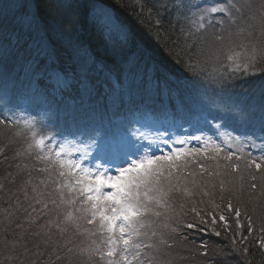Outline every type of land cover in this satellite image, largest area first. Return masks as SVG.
Masks as SVG:
<instances>
[{
    "label": "snow or ice",
    "instance_id": "1",
    "mask_svg": "<svg viewBox=\"0 0 264 264\" xmlns=\"http://www.w3.org/2000/svg\"><path fill=\"white\" fill-rule=\"evenodd\" d=\"M172 8L178 14H183L182 10L196 9L192 12L191 22L196 33L206 29V18L208 25L214 28L219 25L221 31L213 35L221 46L227 37L228 46L224 56L230 62L232 73L255 75L258 71L264 72V68L256 67L264 61V0H216L212 4H190L186 0H173ZM81 9L92 28L103 38L110 60L92 53L79 39L77 32L82 23ZM156 24L161 25L162 20L158 18ZM180 31L183 34L185 30L181 28ZM188 36L193 43L188 44L186 39L187 49L181 48L175 53L169 50L167 55H175L177 63L181 62L179 57L182 55L188 56L186 67L192 75H197L200 61L197 59L193 62V56L213 58L216 53L205 49L203 35L196 36L189 30ZM154 39H164L159 30ZM100 77H103L114 101L119 99V107H122L123 98H131L134 92L142 94L167 88L171 74L161 70V66L137 43L130 27L105 4H81L79 0L72 3L68 0H11V3L0 6V88L5 97L15 96L17 89L33 100L47 104L56 103L73 94L81 98L91 97L93 93L99 94L101 90L97 84ZM119 107L111 115L101 112L98 122L83 130L77 128L76 131L67 133L73 137L86 135L96 144L106 158V164H96L94 167L85 164L93 144L67 139L56 142L55 135H38L34 118L13 120L11 116L5 115L10 109L0 110V116L3 117L0 118V125L15 127L22 123L31 132L32 142L28 149L38 150L36 159L45 163V167L39 171L48 173L50 178L54 176L52 183L56 196L50 199V203L56 207L67 205L80 213L77 216L73 211H68L64 215L63 223L74 225L79 232V221H83L92 226L85 231L92 237L98 236L100 241L97 243L93 239L92 245L77 251L69 246L71 241L60 245L49 233H44L43 236L41 232L32 233V246L37 250V258L45 254L49 256L43 264H74L78 256L84 255L90 264H95L94 257H98L103 264H153L155 257L147 261L145 259L148 256L146 249L167 257L164 264H180L185 259L184 245L190 238L187 230L196 229L201 233L210 232L217 237L221 236V232L215 227H200L208 225L209 221L195 206L191 211L195 213L196 221L184 223L181 220V214L187 215L183 212L184 205L181 204V211L177 212L168 200L170 193L181 191L179 182L187 179L184 172L190 164H195L199 172L190 171L189 176H203L207 173L208 176L215 175L219 178L220 172L209 171L199 161L215 160L222 148L219 145L209 146V142L205 141L203 148L172 149L171 152L161 155L149 153L142 144L147 139L143 133L138 129L128 130L122 120L116 122ZM222 112V115L212 116L211 119L226 122L239 120L250 124L253 126L252 135L255 134V125L258 123V130L264 133V94L258 109L253 107L245 110L226 105ZM201 118L210 123L207 115L201 114ZM133 122L140 121H128L129 124ZM97 133L100 135L97 136ZM16 134L20 135V132ZM192 139L200 140L201 137L194 136ZM228 139H232L230 135ZM235 140L239 142L240 137H235ZM176 142L185 143L184 140ZM164 143L168 141L165 140ZM251 146L256 147L254 141H251ZM6 147H0V163L8 161ZM260 150L259 157H253L251 153L245 155L240 150V155L227 152L223 159L231 162L224 166L231 173L241 171L240 163L233 161L234 156L236 161L244 162L245 169H254L256 173H260L259 177L250 173V179L261 181L259 189L261 195H264V144L260 146ZM209 151L215 155H206ZM16 155L19 156L20 153ZM100 158L102 157H96ZM8 166L11 167V164ZM17 167L19 168L18 165ZM11 176L12 173L6 171L4 179L8 180ZM238 178L243 188V175ZM27 183H31V180ZM41 184H45V181L42 180ZM193 184L196 185L195 180ZM4 187V184H0V189ZM249 188L255 191L258 185L250 183ZM220 189L225 191L223 179L220 180ZM32 191L36 192V188L33 187ZM183 193L189 197L193 195L188 188H184ZM37 195L43 196L44 193ZM48 195L52 197V193ZM203 195L209 193L204 191ZM25 197L27 198L26 191ZM221 199L224 197L221 196ZM36 203H42L43 209L48 208V203L40 199H36ZM227 210L234 215L237 234H240V230L245 228L240 220V208H234L229 201ZM33 211L36 209L33 208ZM150 216L163 217L160 221L163 231H160L159 236L155 230L150 233L145 230L151 226L148 221ZM246 219L247 231L251 234V217ZM218 220L227 231L229 223L225 215H219ZM216 224L217 217L212 216L211 225ZM56 226L61 234L67 231L66 227L61 228L59 224ZM17 227L23 228V225L18 224ZM259 231L264 232V225H261ZM7 233L8 229L5 228L3 238L0 239V244L7 252L4 261L7 264H16L19 257L26 255L31 249L24 238L26 233L19 234V237L13 233L12 240L7 238ZM157 237L155 243L146 242ZM243 239L246 240L247 237ZM42 244L45 246L44 251H41ZM231 244L234 251L242 252L247 257L248 248L241 250L237 247L235 237ZM18 248L21 250L18 251ZM260 248L264 250V237L260 240ZM199 249L200 256L207 260V242L202 241ZM19 264H23V261H19ZM29 264H36V261H29Z\"/></svg>",
    "mask_w": 264,
    "mask_h": 264
},
{
    "label": "trees",
    "instance_id": "2",
    "mask_svg": "<svg viewBox=\"0 0 264 264\" xmlns=\"http://www.w3.org/2000/svg\"><path fill=\"white\" fill-rule=\"evenodd\" d=\"M68 2L72 3L75 2V0H68ZM79 2L81 4L89 2L109 6L115 14L130 27L137 43L161 66V70L167 74H171L169 86L167 88H162L158 92L155 90L143 92L142 94L134 92L131 98L125 96L123 98L122 107H119V102L117 105L108 106V102L114 99V97L108 89L107 84L103 81V77H100L97 81V84L101 89L99 94L93 93L91 97L85 96L81 98L73 94L72 96L64 97L63 100L56 103L47 104L33 100L19 89H17L16 95L11 97H19L27 104L36 108L38 110L37 115L41 112L52 115L51 119L49 118L48 120H45V122H40L41 120L37 118L38 116H35L36 118L34 117V119L37 122L35 130L38 135H55L56 142H61L62 138H74L73 136L67 135V133L74 132L77 128L83 130L86 126L98 122V117L101 112H106L108 115H111L113 112L117 111L118 107L119 115L116 117V122L122 120L128 130H132L134 126L138 124L135 122L129 124L128 121L130 120H139L142 122L150 117H156V120H158V116L162 117L159 119H169L173 121L174 125L177 127V124H182L186 119V115L184 116L186 113H184L185 111L182 109L187 108L186 112H192L193 119L195 117V119L199 120L198 123L200 126L204 125V134L208 135L209 146L219 145L222 148L220 155L217 156L215 160L200 159L199 161L200 163H203L209 171L220 172L221 176L217 178L215 175L208 176L207 173L203 176H189L188 172L190 171L199 172V169L195 164H190L184 172V176H186L187 179H181L180 181L183 182L181 186H184V182L188 184L193 195L187 198L182 191L179 192V195H176L173 191L170 193L171 198H169V200H174L176 202L178 212L181 211L180 205H184L183 212L187 213V215L181 214V220L184 223L196 221L195 213L191 211L193 207V205H191V200L196 202L197 206L195 207L197 210H200L201 214L209 221L208 225H200V227H215L221 232V236L217 237L210 232L201 233L196 229L187 230L190 233V238L189 242L184 245L185 251L183 252V256L185 259L180 261V264H249V262L250 264H264V250L260 248V240L264 237V232L259 231L261 225H264V195H261L259 189L261 181L259 179L256 181L250 179V173L257 175L258 177L260 173H256L254 169H245L244 162L236 161L235 156L233 157V161L240 163L241 171L240 173H231L230 170L224 167L231 162L223 159V156L227 152H236V155H240V150H242L245 155L251 153L253 157H259L261 155L260 146L262 145V140H259V136L264 137V133L260 132L258 133V136L255 128V134L252 135L253 126L251 125L248 127L246 123L239 120L226 122L225 120L211 119L212 116L223 114L222 109L226 106L227 101L231 102L230 106L233 107H239L245 110L251 108L253 102H250V100H248L249 98L245 99L246 97L244 96H246V93L249 94L248 96L250 98L260 96V98L254 102L257 104L256 106L258 108L261 96L264 94V72L258 71L255 75L232 73L230 62H227L224 56L226 48H223L224 46H221L220 42L216 41L213 35L214 33H219L221 29L219 25L215 28L208 25L207 18L205 19L206 21H204L206 30L209 29L207 25L214 28V30L210 36L206 35L208 32H206V30L203 33L205 49L216 53V55L213 58L207 56H193V62L197 59L200 61L198 74L192 75L186 67V64L189 62L188 56L182 55L179 57L181 61L179 63L176 62L177 57H175V55L169 57L167 55L169 50L175 53L181 48L187 49V44L185 43L186 39L188 44L193 43L192 39L188 36L189 30L195 33L196 36L202 35L201 33L195 32L191 23L193 19L192 12L196 11V9H192V11L182 10L183 14H178L172 8L173 0H79ZM186 2L190 4H205L199 0H186ZM157 11H159V16H157ZM81 16L82 23L77 32L79 39L85 46L90 48L92 53L102 59L110 60V55L106 50L103 38L92 28L91 23L84 16L83 9H81ZM185 16L188 18L185 19ZM158 18L162 20L161 25L156 24ZM217 18H219V15ZM181 28L185 30L183 34L180 31ZM157 30H159L164 37L163 40L158 41L154 39ZM256 67L257 69L264 68V61L258 63ZM0 90L2 89L0 88ZM241 92H244V96L242 97L240 96ZM145 94L146 97H144ZM228 94L233 98H230ZM192 105H195V108H193ZM138 109L139 111H137ZM0 110L5 109L0 105ZM8 113L9 112L6 111L5 115L11 116V114ZM55 113H57V115H54ZM201 114L207 115L210 123L203 122ZM11 117L13 120L21 119L15 115H12ZM0 118L3 117L0 116ZM218 124L220 125L219 129L221 130L224 128L232 139H224L222 135H219L214 127ZM183 127L185 129V126ZM9 132L12 133V136H10ZM14 132H20V138L18 136L14 138ZM61 133H64V135H61ZM96 135L99 136L100 134L97 133ZM29 137L31 138V132L28 129H25L22 123L15 127H5L4 125H0V147L7 146L5 154L8 157V161L0 163V181L5 184V187L8 188V186H12L14 188L18 184L19 179H22L25 174L31 175L36 171L37 176L41 174V177L44 178L42 180L51 183V198H53V196H56L54 184L52 183L54 176L50 178L48 173L39 171L40 168L45 167V163L36 159L38 150L28 149L29 143L32 142H30ZM83 137H86L87 141L90 140L86 135L82 136V138ZM235 137H240L239 142L235 140ZM14 140L16 141L14 142L15 146L18 148L16 150H19V153L21 154L20 158L18 157L17 159L14 155L15 151L12 150V148H9ZM251 141L255 142L256 147L251 146ZM229 143L231 144V147H229ZM185 145L186 144L184 143L181 146V149H184ZM12 146L14 147V145ZM204 146L205 142H202L200 145L187 144L186 148H203ZM206 155L213 156L215 153L209 151ZM9 164H11V167L8 166ZM213 164H219V166L216 167L213 166ZM6 171L12 173V176L8 177V180L13 181L12 183H9L8 180L4 179ZM225 173L228 174L225 175ZM240 175H243L244 177L243 188H241V181L238 178ZM221 179L225 181V191L223 192L220 189ZM193 180L196 181V185L193 184ZM250 183H257V190L254 191L250 189ZM8 190L12 191L9 188ZM204 191H207L209 195H203ZM221 196L224 197L223 200L221 199ZM0 199L2 201L5 200L3 198ZM229 201H231L234 208H240V220L241 223L245 225V228L240 230V234H237V225L235 223L234 215L227 210V203ZM57 203L59 204V200H57ZM168 203L172 204V202L169 201ZM78 206L79 205H77V207ZM37 207H43V204L39 203ZM71 209L74 210L75 215H80V213L75 212L74 208ZM48 213L50 212H46V214ZM66 213L67 210L65 205L56 207L51 204V218L55 219L56 225L59 224L61 228H67V231L61 234L60 229H57L58 227L54 226L53 229H51L50 234L53 240L59 241L60 245H63L66 241H71L69 246L74 247L77 251L79 250V245H75L77 242V236L85 238L89 245H92L93 239H95L97 243L100 242L98 236L92 237L89 232L85 231V229H91L92 226L87 225L83 221H79L81 225L79 232L74 225H65L63 223V218ZM209 213L211 215H209ZM221 214L225 215L226 220H228L229 227L227 231L224 229L223 223L218 220V217ZM212 216L217 217V224L215 226L211 225ZM248 216L251 217L253 225V231L251 234L248 233L246 227V217ZM14 217L16 219L12 220V227H7L8 237H10L9 235H13V233L18 236L22 232L21 228H19V231L17 230V225H22L25 217H21L20 215ZM152 219L151 216L148 218V221H150L152 226L145 230L149 233L155 230L159 236L160 231H163V229L160 228V221L163 217ZM1 222L2 221H0V223ZM36 223L37 224H34L31 228L29 227L30 229L27 228L29 230L24 229L23 231V233H26L24 238L28 241L27 246L31 249L26 255L19 257V261H23V264H29V261H36V264H43V262L47 261L49 258L48 254L39 256V258L35 255L37 250L32 246L34 239L32 233L38 232L41 225L39 221H36ZM169 223L172 222L169 221ZM172 226L174 227L175 224L173 223ZM1 229V233H4L5 228L1 227L0 230ZM69 231L73 234V238H71L72 234L70 235ZM245 236L247 237L246 240L243 239ZM233 237L236 239L237 247L241 250L244 247L248 248L247 257H245L242 252H236L233 250L231 244ZM157 239L158 237L153 238L152 241L146 242L155 243ZM202 241L207 242L208 245L207 260H204L200 256L199 245ZM241 241L243 242L241 243ZM44 249L45 246L42 244L41 251H44ZM145 251L148 253V256L145 257L146 261L149 258L155 257L153 264H164L167 260V257L160 256L155 253L154 250L146 249ZM93 260L95 264H103V262L99 261L98 257H94ZM19 261L16 263L19 264ZM57 264H59V262H57ZM74 264H90V262H88L86 256H78L74 261Z\"/></svg>",
    "mask_w": 264,
    "mask_h": 264
},
{
    "label": "rangeland",
    "instance_id": "3",
    "mask_svg": "<svg viewBox=\"0 0 264 264\" xmlns=\"http://www.w3.org/2000/svg\"><path fill=\"white\" fill-rule=\"evenodd\" d=\"M193 1H195V0H193ZM199 1H202L205 4H212V3L216 2V0H199ZM4 3H11V0H0V6H2V4H4ZM207 27L209 29H207V30L205 29L206 32L208 31L206 33V35L210 36L213 33L214 28H211L208 25H207ZM205 30H201L200 33L203 35ZM227 44H228V39L226 37L224 44H223V46H224L223 48H226ZM227 62H229V61H227ZM0 92H1L0 93V105L3 106L4 109H10V111H7V112H9L8 114H11V116L15 115L16 117H19L21 119L34 118L35 116H38L37 118H39L41 120L40 122H45V120H48L49 118L51 119L52 115L47 114V113L45 114V113L41 112L39 115H37L38 110L36 108H34L33 106H31L30 104H27L25 101H23L19 97H11V96L5 97L3 95V90H0ZM248 95L249 94L246 93V96H244V92H241V94H240L241 97L244 96V97H246L245 99L249 98L248 100H250V102H253L251 108H253V107L257 108V106H256L257 104H255L254 102L258 98H260V96H257L256 98L255 97L250 98ZM228 96L230 98H233L229 94H228ZM144 97H146V94L144 95ZM231 100H233V99H231ZM216 101H218V100H216ZM118 102L120 103L119 99H116L115 101H114V99H112L108 102V106L117 105ZM230 103L231 102L227 101L226 105L230 106ZM192 106H193V108H195V105H192ZM258 107H259V105H258ZM182 110L185 111L184 113H186V114L183 113L184 116L186 115V117H185L186 119L184 120V122H182V124H180V123H179V125L177 124V127L174 125V122L169 120V119H166V120L165 119H163V120L159 119V118H162L161 116H158V120H156V117H154V118L150 117L149 119L142 121V122H139L138 124H136L134 126L133 129H138L140 133H143L144 136L147 137V139L142 141V144L144 146L145 151H147L149 153L154 152L155 154L161 155L163 153L171 152L172 149H181V146L184 143L183 144L177 143L176 142L177 140H184L186 145L187 144H189V145H195V144L200 145V144H202V142L208 141V135L204 134V130H205L204 125L200 126L198 123L199 120L195 119V117L193 119L192 112H190V111H188L189 113L186 112L187 108L182 109ZM57 113H55L54 115H57ZM54 115H53V117H54ZM190 121H192V122H190ZM203 122H204V120H203ZM183 126H185V129ZM247 126L249 127L251 125L247 124ZM214 127H215V130L219 133V135H222V137L224 139L225 138L228 139L229 133L226 132V130L224 128L220 130L219 127H217L216 125ZM258 127H259L258 124H256L255 125L256 134L259 136L258 133H260V131L258 130ZM13 134H14L13 135L14 138H16L17 136L20 138V136L17 135L15 132ZM10 136H12V133H10ZM194 136H199V137H201V139L200 140L192 139V137H194ZM65 139H67L68 141H76V142L83 140V141H85V143L93 144L92 149H91V154L85 160L86 166L94 167L96 164H101V165L106 164V158L103 157V154L100 152L99 148L92 141H90V140L87 141L86 137H83V138L82 137H74V138L68 137V138H62L61 141L65 140ZM165 140H167L168 143H164ZM259 140H262V144H264V137L259 136ZM31 141H32V137L30 138V142ZM149 141H151V143H149ZM12 142H13L12 145H14V147L10 144L11 146L9 148H12V150L15 151L14 155L16 156V159L18 157L20 158L21 154L19 156L16 155L17 153H19V150H16V149H18L17 146H15V144H14V142H16V141L14 140ZM186 145H185L184 149H187ZM97 156H101L102 158L96 159ZM24 165H25V162H24ZM213 166L217 167V166H219V164H217V165L213 164ZM18 171H19V169H18ZM42 179H44V178L41 177V174L37 176L36 171H35L31 175L25 174L22 177V179L20 178L18 184L14 188L12 186H8V188L12 191H9L7 187H4V189H0V198L5 199L4 201H2L0 199V221H2L0 223V228L1 227H4V228L12 227L11 226V223H13L12 220L16 219L14 216L20 215L21 217L22 216L25 217L23 219L24 223L22 224L23 228H21V230H22L21 233H23L24 229H27L29 227L31 228L32 226H34V224L35 225L37 224L36 221H39L41 223V225L39 227L40 230L38 229V232H41L42 236L44 233L51 234V229H53V227L56 226L55 219L51 218V203H50L51 197H49V195H48L49 193H51V183H49V181H45V184H41ZM29 180H31V183H27V181H29ZM174 183H175V181H174ZM182 183H183L182 181L179 182V187L181 188L182 192H183L184 188H188L189 190H191V188H189L188 184H186L185 182H184V186H181ZM0 184H4V183H2L0 181ZM45 185H47V186H45ZM33 187L36 188V192L32 191ZM25 191L27 192V198L25 197ZM181 191H179V192H181ZM41 192L44 193V195L38 196L37 194L41 193ZM179 192L174 191L173 193H176V195H179ZM169 195H171V194H169ZM53 197H55V196H53ZM170 198H171V196H170ZM187 198H189V196H187ZM36 199H40L43 202H47L48 208L47 209H43V207L38 208L37 206L39 204L36 203ZM168 201L172 202L171 205L178 212L176 202L174 200H168ZM29 205H31L32 207H29ZM191 205L197 206V203L194 202L193 200H191ZM65 206H66L67 212L68 211L74 212V210L71 209L69 206H67V205H65ZM33 208H35L36 211H33ZM25 209H27V211H25ZM46 212H50V213L46 214ZM29 213L31 215H29ZM152 218H156V217H151V219ZM152 220H154V219H152ZM4 224H5V226H4ZM29 229H27V230H29ZM57 229H59V228H57ZM17 230L19 231V227H17ZM1 232H2V229L0 230V239L3 238V234H4ZM69 234L71 235L72 233H70V231H69ZM9 236L10 237L7 236V238L9 240H12L13 235H9ZM17 237H19V235ZM71 238H73V234H72ZM76 239H77V242L75 243V245L76 246L79 245V249L87 248L90 246L86 242L85 238H81V237L77 236ZM17 250L20 251L21 249L18 248ZM0 253H1L0 254V264H7V262L4 261V257H5V255H7V252L5 251L2 244H0ZM84 256H86V255H84Z\"/></svg>",
    "mask_w": 264,
    "mask_h": 264
}]
</instances>
